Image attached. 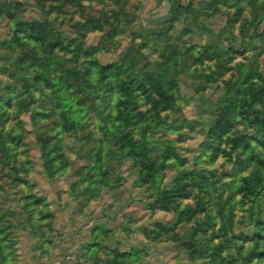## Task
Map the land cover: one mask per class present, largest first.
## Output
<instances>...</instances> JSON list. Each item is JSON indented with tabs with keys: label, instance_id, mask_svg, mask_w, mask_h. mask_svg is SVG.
I'll list each match as a JSON object with an SVG mask.
<instances>
[{
	"label": "rangeland",
	"instance_id": "rangeland-1",
	"mask_svg": "<svg viewBox=\"0 0 264 264\" xmlns=\"http://www.w3.org/2000/svg\"><path fill=\"white\" fill-rule=\"evenodd\" d=\"M251 1L0 0V264L264 263L249 235L264 221V169L248 159L264 158L251 137L264 130V0ZM45 54L72 85L36 75ZM132 55L173 87H102L101 64ZM126 132L147 145L151 179Z\"/></svg>",
	"mask_w": 264,
	"mask_h": 264
},
{
	"label": "trees",
	"instance_id": "trees-1",
	"mask_svg": "<svg viewBox=\"0 0 264 264\" xmlns=\"http://www.w3.org/2000/svg\"><path fill=\"white\" fill-rule=\"evenodd\" d=\"M249 3L253 2L251 0H248ZM255 1V0H254ZM261 7H264V4H261ZM253 22H256V19L253 18ZM258 22H256L257 24ZM90 29V28H89ZM27 36L29 38H33L35 40H44L46 37H44L43 31L37 30V29H29L27 32ZM97 46H92V50H95ZM227 50V49H226ZM228 51V50H227ZM126 53H123L125 55ZM53 54H45V58L43 59V66L38 69V72L36 75L42 76V74L47 75V83L49 85L58 84L59 87L65 85L66 87L72 85L71 83L67 84V76L64 72H62V67L57 68L54 64L58 62L61 66H63L64 59L61 58V56H55V58H58L56 61L52 60ZM43 56V57H44ZM128 57V54L125 56ZM124 57L121 58L119 61L116 62H110L107 64H101L100 66V79L102 87H105L110 93H116L119 92L121 94H132L135 90L141 89V88H151L154 92L156 91L159 95H163L167 92L168 89L173 87V85H167L166 80L169 79L172 80L173 76L170 74L171 70H161V74H157V72H147L143 71L140 67H137V63L135 60V57L132 55V57L129 59V61H124ZM41 61V59H40ZM90 69V66H89ZM88 69V70H89ZM59 72V74H52V72ZM68 73V71H67ZM89 74V71H87ZM52 75V77H51ZM66 83V84H65ZM7 99L10 98L8 95H4L0 93V100L1 98ZM165 104V107L167 106L166 103L161 101L160 103ZM230 111V110H229ZM231 112V111H230ZM230 112H226L222 114L221 117H219L216 120V124L213 127V130L215 131V134L217 137H220L223 135L224 131L229 130L232 127V120L230 118ZM33 120H36V116L33 114L32 116ZM40 137V136H39ZM251 137L254 138L257 142H260L264 145V130L261 128H256L254 132L251 134ZM120 139L124 141L126 145L129 147V151L133 157V160L135 162V165L138 167V171L140 176L144 180L151 179L159 170L158 167L155 166V162L151 160V158L148 155L147 145L143 143L140 139L134 138L130 132L123 133L120 135ZM173 153V152H172ZM172 153L168 150L165 152V155L169 157L172 155ZM248 159L251 161L259 162L258 168L264 169V158L261 157L259 153H256L255 151H251L249 154ZM165 163V162H164ZM179 176H175L174 180L179 182L183 179L184 175H187V173H181ZM177 174V175H178ZM259 180L262 181V177L259 176ZM263 184V182H262ZM178 193L177 186H173L170 188H165L161 191V193L156 198V203L162 204V207L167 206V203L172 200V198ZM183 214V213H181ZM179 217H183L182 215ZM255 223L257 230H255L253 233L249 234L251 238L256 239V246H254L255 249H257V257L260 259H263L264 261V246L261 245V238L263 237V233L260 231V228H264V221L261 220V218H256L253 220ZM160 225L169 224L170 226H175L174 223L170 222H163L158 221ZM261 225V226H260ZM220 245L216 246V249ZM260 246L262 249L257 248ZM239 249L241 248L238 247ZM259 249V250H258ZM219 252H221V248L218 249ZM242 258L245 261H249L251 258L248 257L247 259L245 256H242ZM246 259V260H245ZM214 260V259H213ZM213 262L211 264H226L223 261H217ZM264 264V263H263Z\"/></svg>",
	"mask_w": 264,
	"mask_h": 264
}]
</instances>
